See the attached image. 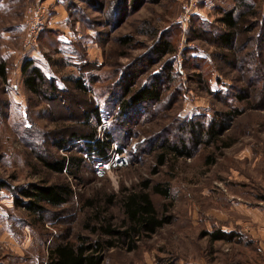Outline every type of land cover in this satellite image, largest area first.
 Wrapping results in <instances>:
<instances>
[{
    "label": "rangeland",
    "instance_id": "rangeland-1",
    "mask_svg": "<svg viewBox=\"0 0 264 264\" xmlns=\"http://www.w3.org/2000/svg\"><path fill=\"white\" fill-rule=\"evenodd\" d=\"M34 3L46 4L49 14L38 44L30 46L25 12ZM237 6L248 14L232 49L225 48L216 40L217 31L226 29L220 18ZM163 36L176 51L159 59L153 47ZM29 58L64 89L58 99L27 90L22 66ZM0 60L8 72L6 80L0 77V184H6L0 187V264H42L51 244L68 234L108 238L92 230L98 212L105 208L102 217L116 228L123 213L116 199L107 205L106 198L139 189L145 180L170 185L169 198L151 196L171 221L138 239L135 251L118 242L106 251L104 264H238L235 242L210 241L204 231L233 230L245 218L241 204L264 197V0H0ZM139 74L134 88L161 78L163 100L145 111L130 110L119 126L124 81ZM80 77L86 94L72 81ZM237 87L250 98L235 102L229 93ZM229 105L245 113L222 141L158 165V138L175 139L180 120H207ZM95 107L110 126L116 124L129 164L104 177L89 158L79 171L48 169L42 158L82 156L73 134L89 131L84 120ZM62 139L65 148L58 147ZM56 182H68L73 195L61 208L48 207L44 217L14 203L18 186Z\"/></svg>",
    "mask_w": 264,
    "mask_h": 264
},
{
    "label": "trees",
    "instance_id": "trees-1",
    "mask_svg": "<svg viewBox=\"0 0 264 264\" xmlns=\"http://www.w3.org/2000/svg\"><path fill=\"white\" fill-rule=\"evenodd\" d=\"M238 7L222 12L223 16L220 21L226 26V29L217 31L216 34V40L222 47L232 49L236 36L240 31V25L243 24L248 14L247 12L238 11ZM122 40L125 43L129 42L127 37L122 38ZM175 51L174 42L167 36L160 37L153 47V52L159 59ZM224 59H226V56H224ZM198 68L201 69L200 65ZM146 71H148V68ZM22 74L24 85L32 94L54 100L58 99L64 92L63 88H60L51 77L47 76L34 58H29L24 62ZM141 75L132 76L130 80L127 81L126 79L124 81L122 94L117 103L120 112L116 118V123L119 126H121L122 120L125 119L124 116L130 110L144 109L145 111L146 107H155L163 100L164 89L160 77H153L138 88H134ZM199 75H204V71L199 72ZM0 77L3 80L8 78L6 65L1 60ZM73 80L76 89L85 94L89 92L84 77L72 78ZM229 95L237 103L250 98V93L242 87H237L232 92L230 89ZM261 107H264V105ZM243 113H245L244 107L229 105L228 109L217 110L207 120L205 118L180 120V132L175 139L162 137L154 142L153 150L157 152L158 165L166 164L170 158L194 157L202 146L218 144L222 141L221 138L233 128L235 121ZM103 116L101 108H91L84 120L89 131L83 134H73V138L81 143L79 152L82 156H65L54 160L42 158L44 165L56 172L67 171L69 166L79 171L88 158L94 163L108 162L111 159V146L114 142L118 143L120 150H123L125 144H123L122 138H117V131L114 127L116 124L111 125L104 132L103 137L99 135L97 129L102 118H104ZM66 144L67 141L62 139L59 141L58 147L65 148ZM228 146L229 144H226V147ZM207 162L211 164L214 159L208 156ZM156 171L157 169L154 173ZM4 185L6 184L1 183L0 187L2 188ZM151 191L164 198H169L171 195L169 184H153L152 181L145 180L141 183L139 189H123L118 195L108 196L105 200L107 205H113L116 202L120 204L123 213L121 227L112 226L109 219L102 217L101 214L106 211L104 208L98 212L99 221L95 227H92V230L95 233L99 232L106 235L108 238L92 240L82 235L73 238L68 234L62 240L51 244L48 257L42 264H104L106 251L117 247L118 242L126 244L129 251L137 250L139 247L137 244L138 239L156 233L159 228L171 221L167 216L159 213L151 196ZM13 192L16 206L24 208L32 215H39V217H44L48 207H63L73 195V189L68 182L29 183L28 185L18 186V190H13ZM260 199H264V197ZM92 203L94 204V202ZM96 208L98 209V207ZM110 217V219H113L112 216ZM204 235L208 236L210 241L213 242H235L238 245L237 251L241 254L238 264H264L263 251L255 243V240L239 226H235L233 230L222 228L212 231L207 230L204 231ZM168 264L175 263L170 262Z\"/></svg>",
    "mask_w": 264,
    "mask_h": 264
},
{
    "label": "built area",
    "instance_id": "built-area-1",
    "mask_svg": "<svg viewBox=\"0 0 264 264\" xmlns=\"http://www.w3.org/2000/svg\"><path fill=\"white\" fill-rule=\"evenodd\" d=\"M48 6L44 3L30 4L25 12V25L27 30V43L30 46L38 44L39 34L48 19ZM110 120L106 117L102 118L98 126V133L101 137L110 127ZM129 153L126 150H120L117 143L111 146V159L108 162H98L95 165V173L99 177H104L107 173L113 172L114 169L129 164Z\"/></svg>",
    "mask_w": 264,
    "mask_h": 264
},
{
    "label": "crops",
    "instance_id": "crops-1",
    "mask_svg": "<svg viewBox=\"0 0 264 264\" xmlns=\"http://www.w3.org/2000/svg\"><path fill=\"white\" fill-rule=\"evenodd\" d=\"M51 22V19L48 23ZM257 198V197H256ZM257 204H241L245 218L237 226L247 232L264 253V199H258Z\"/></svg>",
    "mask_w": 264,
    "mask_h": 264
}]
</instances>
